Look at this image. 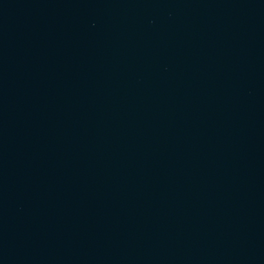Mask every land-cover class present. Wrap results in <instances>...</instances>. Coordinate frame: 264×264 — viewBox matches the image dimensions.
Masks as SVG:
<instances>
[{"label":"water","instance_id":"95a60500","mask_svg":"<svg viewBox=\"0 0 264 264\" xmlns=\"http://www.w3.org/2000/svg\"><path fill=\"white\" fill-rule=\"evenodd\" d=\"M0 264H264V0H0Z\"/></svg>","mask_w":264,"mask_h":264}]
</instances>
